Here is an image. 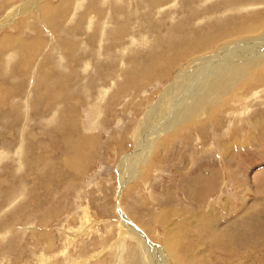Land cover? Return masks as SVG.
Wrapping results in <instances>:
<instances>
[{
    "label": "rangeland",
    "instance_id": "obj_1",
    "mask_svg": "<svg viewBox=\"0 0 264 264\" xmlns=\"http://www.w3.org/2000/svg\"><path fill=\"white\" fill-rule=\"evenodd\" d=\"M227 1L0 0V264H264V0ZM194 61L247 69L155 121Z\"/></svg>",
    "mask_w": 264,
    "mask_h": 264
},
{
    "label": "bare ground",
    "instance_id": "obj_2",
    "mask_svg": "<svg viewBox=\"0 0 264 264\" xmlns=\"http://www.w3.org/2000/svg\"><path fill=\"white\" fill-rule=\"evenodd\" d=\"M227 1V0H226ZM229 2H230V0H228ZM227 1V2H228ZM235 1V0H234ZM234 1H233V3H231L232 5L233 4H236V3H234ZM238 1V0H237ZM243 1V0H242ZM249 1V0H248ZM239 2V1H238ZM244 2V1H243ZM255 4V3H254ZM254 4H251V5H254ZM257 4V3H256ZM227 5V4H226ZM230 5V4H229ZM239 5V4H238ZM231 6V5H230ZM234 6V5H233ZM232 6V7H233ZM152 7V6H151ZM253 7V6H252ZM228 9V8H227ZM232 9V8H231ZM220 24H221V22H220ZM241 24V23H240ZM239 24V25H240ZM225 26V25H224ZM227 26V25H226ZM222 27V26H221ZM211 28V27H210ZM220 30H221V28H220ZM7 36V35H6ZM33 53V52H32ZM222 53V52H221ZM242 53V52H241ZM218 54H220V53H218ZM249 55V54H248ZM235 56V55H234ZM246 56V55H245ZM213 59V58H212ZM242 59H249V56L247 57H242ZM203 61H204V59H202ZM208 60V59H207ZM237 60V59H236ZM219 62V61H218ZM201 63V61H198V62H196L195 63V61L194 62H192L191 64H190V68H193L194 66H195V64L196 65H198V67H196V69H197V72L195 73V74H193V75H190L189 76V79L188 80H186V78L187 77H185L184 79H181V81L180 82H184V80H186L187 82V85L189 86V88H186L185 89V91H186V95L184 96V97H182V98H180V99H182V101L179 103V100L180 99H175V98H177V93H172L173 95H172V97L170 98V96L171 95H167V96H169V97H167V96H165V94H164V97L162 96V98L160 99V101H159V107L161 108V110L159 111V114L160 115H158V110H159V108L158 107H155L153 110H154V113L155 112H157V116H156V119H155V121L158 119V120H160L159 122H161V120H162V122L161 123H166L167 125H168V127H171L172 128V124H173V122H174V120H175V118L176 117H181V120L179 121V122H182V121H188V120H190L191 118H193V117H196V116H198V115H200L201 114V112H202V110H203V106H201V105H204V103L206 102V101H208L209 100V98L212 96V97H214V96H216V94L217 93H219V92H221L220 90L222 89V88H224L225 89V87L228 85V83L231 81V80H233L235 77H236V75L238 74V73H241V72H244L247 68H243V67H232V68H230V69H228V68H226L225 66H224V64L223 63H219V66H220V68L219 69H221V70H225V72L224 73H221L222 75L220 76V78L217 80V78L216 77H214V79L212 80V81H210V79H208L207 80V84L205 83V84H202L199 88H198V90L196 91L195 89V86L196 85H198L197 83H198V81H200V80H202V78H204L205 77V79H203V80H206L207 79V77H208V75H210V74H212L213 72H214V70L213 69H210L208 72H206L205 70H206V65L204 64L203 66H199V64ZM212 64V63H211ZM211 64L209 65V66H211ZM22 65V64H21ZM208 65V64H207ZM192 66V67H191ZM255 67H256V65H255ZM185 68V67H184ZM255 69V68H254ZM185 72V71H184ZM248 73L249 72H247L246 74H244V75H248ZM189 74V73H188ZM217 74V73H216ZM155 76V75H154ZM182 75H180L179 77H181ZM256 76V75H255ZM218 77H219V75H218ZM144 83V82H143ZM200 83V82H199ZM212 83V84H211ZM173 84H175V83H173ZM176 85V84H175ZM206 86V89H205V93L204 92H202L201 91V89L202 88H204ZM172 88H173V86H172ZM171 89V88H170ZM104 90V89H103ZM168 90V89H167ZM168 91H170V90H168ZM173 91H175V92H177L176 91V88H175V90H173ZM165 92V91H164ZM168 92L166 91V94H167ZM189 93V94H188ZM229 91H227L226 92V95L228 96L229 95ZM224 95V92H223V94H221L220 95V97L218 98V99H220V98H222V96ZM258 95V93H256L255 94V96H257ZM218 97V96H217ZM216 97V98H217ZM190 98H191V100H190ZM166 101V102H165ZM160 104H161V106H160ZM157 105H158V103H157ZM177 106V107H175V106ZM206 110V109H205ZM155 115V114H154ZM173 116V117H171V119L170 120H166V117H169V116ZM161 118V119H160ZM170 118V117H169ZM148 122V121H147ZM150 122V121H149ZM153 122H154V120H153ZM158 122V123H159ZM178 122V123H179ZM185 122H182V123H185ZM151 124V123H150ZM180 124V123H179ZM148 125V124H147ZM174 125V124H173ZM152 126V125H151ZM204 127V126H203ZM149 128H150V126H149ZM161 128H163L162 127V124H161V126L159 125V127H158V129L159 130H161ZM159 132V131H158ZM156 133L157 132H154V133H152V134H150L149 136H144L143 137V140H145L146 141V139H148L147 137H153V136H155L156 135ZM164 134V133H163ZM142 140V141H143ZM140 142V141H139ZM148 142H151V141H148ZM143 143V142H142ZM141 143V144H142ZM157 143V142H156ZM93 146V145H92ZM140 148V147H139ZM142 148V147H141ZM139 150V149H138ZM138 154V153H137ZM143 154V153H142ZM139 155H140V153H139ZM137 157H138V155H136ZM144 157V156H143ZM126 161V160H125ZM128 161H130V160H128ZM130 163V162H129ZM135 166V165H134ZM125 184V183H124ZM187 184V183H186ZM192 194V193H191ZM219 210V209H218ZM217 212V211H216ZM205 213V212H204ZM208 214V213H207ZM199 218V217H198ZM202 220V219H201ZM211 221V218L210 219H208V218H204L203 220H202V224H204L205 226H208V223ZM127 228V227H126ZM132 231H133V228H130ZM137 232V231H136ZM133 233H134V231H133ZM138 234L140 235L141 233H139L138 232ZM138 235V236H139ZM141 236H142V234H141ZM143 237V239H142V242L143 243H145L146 242V238H144V236H142ZM145 241V242H144ZM147 245V244H146ZM155 263V262H154ZM156 264V263H155Z\"/></svg>",
    "mask_w": 264,
    "mask_h": 264
}]
</instances>
